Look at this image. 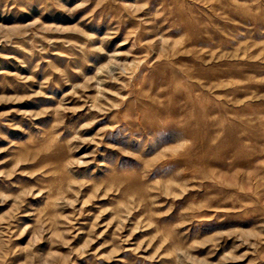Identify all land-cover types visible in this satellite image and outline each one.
Returning <instances> with one entry per match:
<instances>
[{"label":"rangeland","instance_id":"obj_1","mask_svg":"<svg viewBox=\"0 0 264 264\" xmlns=\"http://www.w3.org/2000/svg\"><path fill=\"white\" fill-rule=\"evenodd\" d=\"M0 264H264V0H0Z\"/></svg>","mask_w":264,"mask_h":264}]
</instances>
